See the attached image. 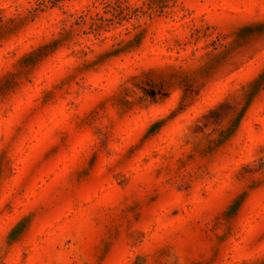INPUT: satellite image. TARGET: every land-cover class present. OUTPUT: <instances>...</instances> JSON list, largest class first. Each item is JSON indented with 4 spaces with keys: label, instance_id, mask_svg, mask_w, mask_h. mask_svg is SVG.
Listing matches in <instances>:
<instances>
[{
    "label": "rangeland",
    "instance_id": "rangeland-1",
    "mask_svg": "<svg viewBox=\"0 0 264 264\" xmlns=\"http://www.w3.org/2000/svg\"><path fill=\"white\" fill-rule=\"evenodd\" d=\"M21 68L0 264H259L264 0H0V81Z\"/></svg>",
    "mask_w": 264,
    "mask_h": 264
},
{
    "label": "snow or ice",
    "instance_id": "snow-or-ice-1",
    "mask_svg": "<svg viewBox=\"0 0 264 264\" xmlns=\"http://www.w3.org/2000/svg\"><path fill=\"white\" fill-rule=\"evenodd\" d=\"M26 63V62H25ZM25 69L21 68L17 72L13 74H9V76L5 77L2 81H0V91L5 90L6 88H10L13 85V82L15 80V76L21 74V72H24ZM235 103H239V101H235ZM235 110V104L230 101H226L220 108L215 110H210L203 116V120L206 122V124H219L221 121H223L228 113L230 111ZM264 151V149H262ZM264 171V158L258 159L254 165H247L243 167L239 173L238 176L241 180H251L254 173ZM256 183L253 182L249 185V187H255ZM247 191L242 192V194L239 196V201H242L244 197L247 195ZM137 264H144L143 260H138ZM259 264H264V253H261V260Z\"/></svg>",
    "mask_w": 264,
    "mask_h": 264
}]
</instances>
